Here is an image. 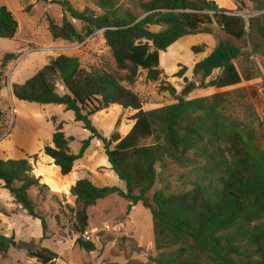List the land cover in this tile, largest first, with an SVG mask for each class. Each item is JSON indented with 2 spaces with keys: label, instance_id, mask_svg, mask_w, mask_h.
Here are the masks:
<instances>
[{
  "label": "trees",
  "instance_id": "trees-1",
  "mask_svg": "<svg viewBox=\"0 0 264 264\" xmlns=\"http://www.w3.org/2000/svg\"><path fill=\"white\" fill-rule=\"evenodd\" d=\"M93 1L99 15L58 1L63 13L61 24L48 18L47 30L53 40L68 43H82L102 31L115 68L85 69L77 57L59 55L23 84L11 88L18 101L62 106L90 134L75 155L63 123L53 119L51 146L43 148L50 175L68 176L91 142L97 140L110 170L124 184V190L99 188L80 179L69 189L74 199L72 227L78 235L75 244L87 253L95 250L93 243L82 239L88 228L87 211L97 201L116 195L129 203V209L141 204L151 213L154 248L160 258L155 264H264V133L251 103L261 92L230 89L241 83L233 64L240 55L239 48L217 38L212 51L194 65V81H187L186 68L179 66L173 77L183 79L182 90L177 93L166 82L158 89L173 99L170 105L143 110L141 98L132 90L139 70L145 71L148 83L164 76L159 53H165L179 39L214 35L216 26L224 36L241 40L259 20L262 24L257 32L264 36V19L246 22L208 0ZM124 1L140 14L125 10ZM67 17L80 22L81 30L77 31ZM17 30L14 16L1 6L0 39L12 40ZM191 50L203 52L196 47ZM15 58L5 54L0 63V90L5 86L7 64ZM214 72L218 74L210 79ZM208 88L226 90L188 99L195 90ZM112 105L132 111V125L125 136L114 132L105 138L93 127L91 118ZM2 122L0 112V125ZM164 160L179 168H192L198 180L189 190L166 193L164 188L150 196L159 176L157 165ZM0 182L27 216L41 222L45 234L46 223L29 191L42 192L46 187L33 176L29 161L0 160ZM8 249L9 239L0 236V254L5 255Z\"/></svg>",
  "mask_w": 264,
  "mask_h": 264
},
{
  "label": "rangeland",
  "instance_id": "rangeland-1",
  "mask_svg": "<svg viewBox=\"0 0 264 264\" xmlns=\"http://www.w3.org/2000/svg\"><path fill=\"white\" fill-rule=\"evenodd\" d=\"M58 1L63 0H47L45 3L40 0H0V7H6L18 24L17 33L12 40L0 39V63L5 54L16 56L7 64L5 86L0 90V112L3 115L0 125V160L29 161L33 176L39 178L40 184L46 187L42 192L31 189L29 196L47 227L43 234L41 222L27 216L0 182V236L9 239V249L5 255L0 254V264H42L29 255V252L36 251L50 259L47 264H155L160 258L154 248L151 213L141 204L129 209V203L116 195L97 201L87 211L88 228L83 236L89 237L88 242L93 243L95 250L87 253L75 244L78 235L72 227L74 218L71 209L74 207V199L69 193L70 182L63 176L58 178L48 173L50 164L44 161L46 156L43 148L51 146L53 119L56 123H63V132L66 138H70L69 147L75 155L79 152L81 142L90 134L62 106L27 103L11 96L13 85L23 84L49 60L59 55L77 57L85 69L115 68L102 31L95 32L82 43L52 39L47 30V19H52L57 25L61 24L63 13L57 5ZM65 1L78 11L89 9L99 15L93 0ZM208 1L241 16L246 22L259 17L264 19V0ZM122 5L125 10L135 15L140 14L129 1H124ZM67 18L77 31L81 30L80 22ZM259 24H262L260 20L255 21L253 27L247 30V36L241 40L224 36L214 26V35L183 37L165 53H159V67L164 76L155 83H148L145 81V71L139 70V78L132 88L141 98L143 110L172 104L174 101L168 93L159 92L160 83H169L179 93L184 86L183 79L173 77L179 71V66L186 68V80L194 81V65L212 51L217 38H223L240 50V55L233 64L240 74L241 83L230 89L243 88L248 93L259 89L261 93L251 99V103L264 133V36L257 32ZM152 30L158 31L157 28ZM192 47L203 52L196 54L192 52ZM223 91L225 90L215 91L213 88L195 90L188 99L209 97ZM58 93H63L62 88L58 89ZM132 114L130 110L112 105L93 116L91 123L105 138L114 132L125 136L132 125ZM262 143L264 147V139ZM34 155L37 156L36 160L31 159ZM85 166H95L89 178L81 173ZM75 167L73 175L78 180L87 179L99 188L116 187L124 190V184L109 171L102 144L97 140L91 142L85 157L78 160ZM157 172L158 180L150 196L154 191L164 188L166 193L183 192L198 180V175L192 168H179L167 160L157 165ZM208 182L205 180L203 183L207 185Z\"/></svg>",
  "mask_w": 264,
  "mask_h": 264
},
{
  "label": "crops",
  "instance_id": "crops-1",
  "mask_svg": "<svg viewBox=\"0 0 264 264\" xmlns=\"http://www.w3.org/2000/svg\"><path fill=\"white\" fill-rule=\"evenodd\" d=\"M218 74V72L216 73V75ZM222 90H226V89H222ZM215 91H220V90H216L215 89ZM12 96V95H11ZM52 137V136H51ZM87 151V150H86ZM85 155H86V152H85V154H84V156L80 159V160H83V158L85 157ZM77 162V161H76ZM75 162V163H76ZM95 167V166H94ZM90 168V167H88V166H85L84 167V169L81 171V173H85V177L86 178H89L90 176H91V170H94L95 168ZM75 164H74V168H73V170H72V172L68 175V176H65L64 177V179L65 180H68L69 182H70V187H69V189L75 184V182L76 181H78V178H75L74 177V172H75ZM109 171L110 172H112L111 170H110V166H109ZM113 173V172H112ZM58 174L60 175V172H59V169H58ZM61 176V175H60ZM62 177V176H61Z\"/></svg>",
  "mask_w": 264,
  "mask_h": 264
},
{
  "label": "water",
  "instance_id": "water-1",
  "mask_svg": "<svg viewBox=\"0 0 264 264\" xmlns=\"http://www.w3.org/2000/svg\"><path fill=\"white\" fill-rule=\"evenodd\" d=\"M29 255L39 261H41L42 264H47L50 259L44 255L43 253L36 251V252H29Z\"/></svg>",
  "mask_w": 264,
  "mask_h": 264
},
{
  "label": "built area",
  "instance_id": "built-area-1",
  "mask_svg": "<svg viewBox=\"0 0 264 264\" xmlns=\"http://www.w3.org/2000/svg\"><path fill=\"white\" fill-rule=\"evenodd\" d=\"M84 240L89 241V237L83 236Z\"/></svg>",
  "mask_w": 264,
  "mask_h": 264
}]
</instances>
